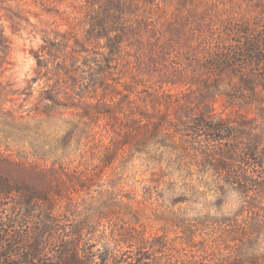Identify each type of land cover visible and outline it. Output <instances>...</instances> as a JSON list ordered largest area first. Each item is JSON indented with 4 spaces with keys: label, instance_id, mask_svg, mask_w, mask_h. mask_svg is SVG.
Listing matches in <instances>:
<instances>
[{
    "label": "trees",
    "instance_id": "trees-1",
    "mask_svg": "<svg viewBox=\"0 0 264 264\" xmlns=\"http://www.w3.org/2000/svg\"><path fill=\"white\" fill-rule=\"evenodd\" d=\"M2 1L16 3L7 14L15 27L26 23L43 41L21 93L44 86L28 111L39 126L25 127L31 143H43L33 146L37 156L0 152V264H183L179 247L198 248L197 228L233 245L238 258L224 264H264V38L251 23L234 15L219 47L211 24L208 50L186 60L169 46L192 16L171 0H80L66 9L64 0ZM9 54L0 27V101L15 94L2 85ZM137 160L152 172L143 198L164 197L154 234L137 225V212L126 220L119 210L133 200L126 174ZM190 193L210 194L218 212L187 226ZM10 209L22 217L3 218ZM171 229L182 246L169 248Z\"/></svg>",
    "mask_w": 264,
    "mask_h": 264
},
{
    "label": "rangeland",
    "instance_id": "rangeland-1",
    "mask_svg": "<svg viewBox=\"0 0 264 264\" xmlns=\"http://www.w3.org/2000/svg\"><path fill=\"white\" fill-rule=\"evenodd\" d=\"M79 1L80 0H64L63 4L59 6L66 9L67 4H77ZM171 1L173 2L174 9L184 10V15L192 16L189 18L190 20H186L187 22L180 27L182 31H178L175 36H172L171 38V40L176 39L179 44H176L174 41L169 46V50H178V52H181L180 56H183L186 60H188L189 54L191 53L208 50L209 45L206 43L207 37L212 39L209 37L211 35V28L208 26L213 23L219 26L216 32L217 36H215L212 41V45L215 46L217 44L215 41L216 38L218 40V37H220L219 31L226 29V24L232 20L234 15L241 16L239 19H246L251 23V30L252 33H254L255 38L260 40H263L264 38V0H198L197 5H194L192 0L188 6L187 4L185 5L183 0ZM15 4L16 3L13 1L8 3L7 1L0 0V27L10 46L8 64L2 74V85L3 88L12 90L13 93H15L14 95L3 97V100L0 101V152H3L5 155L21 156L30 159L37 156V153L34 152L33 146L39 144L43 145V143L30 142L34 139V133H30L28 130L25 131V127L28 126L30 128H35L36 126H39L38 123L40 121L29 118L28 111L38 100L44 85L35 84L34 93L31 98L26 97V95L21 92H25V94L28 92L25 88L28 86V81L35 75L34 71L37 65L35 54L42 51L39 49L43 41L40 36L30 32L31 29L30 27H27L26 23L24 26H26L27 29L24 30L18 29V27L13 25V19H10L7 14H10L8 13L9 6L12 5L10 8L13 9L16 8ZM196 9H198V12H196ZM199 14H201V16H199ZM175 16H179L178 13ZM200 20H203L201 24L199 23ZM32 21L38 23L37 19L33 18ZM163 26H165V24H163ZM216 47L219 46L216 45ZM222 48L232 49V46L227 47V45H223ZM191 50L194 52H191ZM221 103H223V98H220L219 102L216 103V109L218 111L223 110ZM224 112L226 113L227 110H224ZM22 114H24L27 119L22 124H19L16 120V116ZM57 121L50 122L49 126L54 128L55 125L62 124V121L58 119ZM50 144L52 148L53 146H56L53 143ZM74 145H76V141L73 142L72 146ZM44 147L46 146L44 145ZM94 147L101 150L99 145ZM42 152L43 151H38V154H41ZM54 152H56L55 154H61L60 149L55 150ZM94 152L97 154L96 151ZM94 152L88 155L90 160L96 158ZM133 164L134 167L128 168L129 171L128 174H126L127 179L125 185L126 193L134 190L132 193L130 192V196L133 200L123 198L124 201L119 210L121 211V214L125 216L126 220H130V218H132V213L137 212V225L143 227L147 233L154 234L160 229L161 221L158 219L157 214L159 213V203H164V197L161 193L158 204L156 203L155 205L153 202L143 198V187L150 184L148 180L151 178L152 172L147 166L141 165V161L139 160L135 161ZM179 181L180 180H178V183ZM102 183L105 186L106 183ZM181 184L182 183H179L177 187H180ZM151 186L149 188L156 187V185L153 187ZM188 195L190 196L189 200H191L193 207L187 208L189 212V215L185 217L187 226L190 224L196 225L195 222L198 219L200 212L205 211V213L211 212L212 214L218 212V209L214 205L215 199L210 194H207L206 197L204 195H191V193ZM2 216L3 218H18L22 217V212L17 213L10 209ZM125 226L128 227V224H125ZM19 228L20 227H18L17 230ZM207 233L211 234L208 239L206 238ZM192 234V237L195 238L194 245L198 246V248L180 245L179 243L182 237L179 239V236L181 234L174 233L172 229L168 234L171 237L169 248H178V246H182L179 247L182 248V250L179 251L184 256H179L183 262L187 261L185 263L194 264V261L201 258L202 255L215 258L214 260H217V264H224L225 260H230L231 262L237 260L238 257L236 253L233 254L230 250L233 245H223L216 237L218 230L210 229V231H208L197 228L192 230ZM262 237L260 250H264V232L262 233ZM186 256L192 257L191 261Z\"/></svg>",
    "mask_w": 264,
    "mask_h": 264
}]
</instances>
